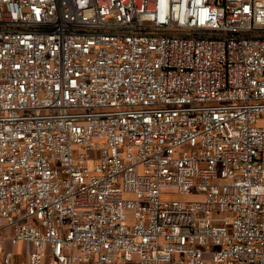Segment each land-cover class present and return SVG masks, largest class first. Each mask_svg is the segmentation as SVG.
<instances>
[{
    "label": "built area",
    "instance_id": "1",
    "mask_svg": "<svg viewBox=\"0 0 264 264\" xmlns=\"http://www.w3.org/2000/svg\"><path fill=\"white\" fill-rule=\"evenodd\" d=\"M0 264H264V0H0Z\"/></svg>",
    "mask_w": 264,
    "mask_h": 264
},
{
    "label": "rangeland",
    "instance_id": "2",
    "mask_svg": "<svg viewBox=\"0 0 264 264\" xmlns=\"http://www.w3.org/2000/svg\"><path fill=\"white\" fill-rule=\"evenodd\" d=\"M185 198L188 199V200L193 199V197H189V196L188 197H185Z\"/></svg>",
    "mask_w": 264,
    "mask_h": 264
}]
</instances>
